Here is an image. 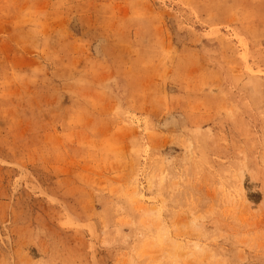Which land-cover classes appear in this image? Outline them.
Masks as SVG:
<instances>
[{"label":"rangeland","instance_id":"374dc122","mask_svg":"<svg viewBox=\"0 0 264 264\" xmlns=\"http://www.w3.org/2000/svg\"><path fill=\"white\" fill-rule=\"evenodd\" d=\"M0 264H264V0H0Z\"/></svg>","mask_w":264,"mask_h":264}]
</instances>
